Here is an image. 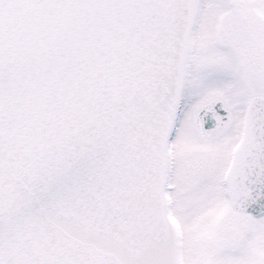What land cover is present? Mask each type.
Instances as JSON below:
<instances>
[{
  "label": "snow or ice",
  "instance_id": "snow-or-ice-1",
  "mask_svg": "<svg viewBox=\"0 0 264 264\" xmlns=\"http://www.w3.org/2000/svg\"><path fill=\"white\" fill-rule=\"evenodd\" d=\"M0 264H264V0H0Z\"/></svg>",
  "mask_w": 264,
  "mask_h": 264
}]
</instances>
